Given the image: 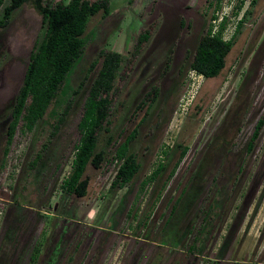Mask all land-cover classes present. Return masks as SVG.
<instances>
[{"label":"rangeland","instance_id":"1","mask_svg":"<svg viewBox=\"0 0 264 264\" xmlns=\"http://www.w3.org/2000/svg\"><path fill=\"white\" fill-rule=\"evenodd\" d=\"M130 1L110 0L111 15L91 19L87 53L61 94L72 96L101 49L130 58L111 131L99 141L106 160L99 170L88 167L84 198L64 195L61 186L72 169L77 126L99 66L31 170L51 115L32 132L19 129L7 157L4 150L11 110L42 33L41 17L27 5L0 29V264H31L37 244V264H264V126L248 151L264 119V0H223L219 6L217 0ZM224 22V40L234 39L224 70L215 79L193 74L189 63L199 39ZM146 30L151 39L132 58ZM154 85L160 86L156 103L141 108ZM135 128L130 151L141 170L132 184L112 189L115 151ZM110 136L114 143L107 146ZM184 147L189 152L181 158ZM160 164L165 170L151 181ZM213 203L220 210L199 254H191Z\"/></svg>","mask_w":264,"mask_h":264},{"label":"trees","instance_id":"2","mask_svg":"<svg viewBox=\"0 0 264 264\" xmlns=\"http://www.w3.org/2000/svg\"><path fill=\"white\" fill-rule=\"evenodd\" d=\"M222 1L217 0V5L219 6ZM251 4L254 5L255 0ZM27 5H32L40 15L42 33L38 36L30 54L22 85L11 110L4 156L9 155L19 129L32 132L42 120L51 115L48 138L30 163L31 170H35L43 160L46 150L66 124L75 98L81 93L90 75L99 66L97 75L89 88L82 117L77 126L79 139L74 145L72 169L61 186L64 195L84 198L87 196L90 185V177L86 173L88 167L91 166L99 170L106 160L105 151L98 150L99 141L103 133L108 134L111 131L110 118L119 93V84L123 78L122 72L130 58L128 59L127 56L115 51L101 49L98 58L89 67L77 90L73 91L71 97L62 99L61 94L66 83L87 53L89 41L86 31L91 19L100 12H103L104 17L108 18L112 13L111 2L110 0H70L69 2L66 0H0V10H2L0 29L7 28L15 13ZM245 16L239 21L238 30L244 24ZM183 25L184 21H182ZM224 29L225 22L220 25L217 32H214L212 28L209 29L199 39L193 58L189 63L190 70L205 79H215L221 74L226 66V58L234 47V39L224 40ZM150 39L151 32L149 30L142 32L137 38L131 57L139 56L140 51ZM170 69V62H168L165 72ZM159 95L160 86L154 85L139 106L151 109ZM53 109L55 111L51 113ZM263 126L264 119L260 120L255 128L248 145V151L253 150ZM137 135L138 129L135 128L115 151L112 161L117 165V171L111 185L112 189L117 187L122 189L132 184L141 170L137 156L130 151V146L136 140ZM113 143L114 139L110 136L106 144L110 146ZM188 152L189 148L184 147L181 158H184ZM164 170L165 166L160 164L150 180H155ZM219 210L220 207L217 203L209 206L205 218L206 225L201 227L199 235L189 246L188 251L191 254H199V244L202 243L203 237L208 231L211 219H214L213 217ZM175 211L176 206H173L172 213ZM38 246L39 244L33 249L31 264L38 262L41 253ZM39 247L41 248L42 245Z\"/></svg>","mask_w":264,"mask_h":264},{"label":"built area","instance_id":"3","mask_svg":"<svg viewBox=\"0 0 264 264\" xmlns=\"http://www.w3.org/2000/svg\"><path fill=\"white\" fill-rule=\"evenodd\" d=\"M193 72V74L195 73L194 71H192ZM196 74V73H195Z\"/></svg>","mask_w":264,"mask_h":264}]
</instances>
